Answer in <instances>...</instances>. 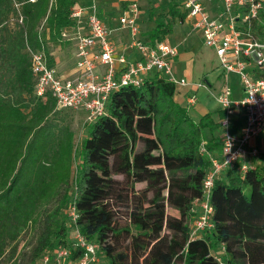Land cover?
<instances>
[{
    "label": "trees",
    "instance_id": "16d2710c",
    "mask_svg": "<svg viewBox=\"0 0 264 264\" xmlns=\"http://www.w3.org/2000/svg\"><path fill=\"white\" fill-rule=\"evenodd\" d=\"M75 8L76 0H0V260L12 244L8 264H38L46 251L71 246L66 211L75 203L82 234L100 245L109 264H219L213 253L227 264H264V155L244 173L235 165L217 177L214 228L189 239L191 205L210 168L200 146L215 155L222 150L224 112L194 121L175 100L176 86L158 74L113 93L75 164L74 133L57 122L55 99L36 95L27 51L44 48L49 56L45 43L75 26ZM13 12L20 24L9 29ZM169 15L185 19L172 2ZM172 30L169 21L161 23L151 37L162 41ZM118 196L133 205L129 226L112 212ZM42 219L26 263L15 243Z\"/></svg>",
    "mask_w": 264,
    "mask_h": 264
},
{
    "label": "built area",
    "instance_id": "2783aa9c",
    "mask_svg": "<svg viewBox=\"0 0 264 264\" xmlns=\"http://www.w3.org/2000/svg\"><path fill=\"white\" fill-rule=\"evenodd\" d=\"M214 1L219 2V7L216 14L211 15L204 4ZM176 2L186 21L201 33L203 43L214 51L223 72L237 75L244 90L243 97L235 99L226 84L215 96L224 112L222 151L218 157L204 142L200 146V153L209 159L210 168L203 179L201 195L193 200L190 209L189 239L194 240L214 228L211 196L217 177L235 165L244 173L254 166L253 158L264 155V149L254 144L256 138L264 134V0ZM139 16L137 0L127 1L119 25L127 30L129 39L118 47L111 40L114 30L101 17L96 0L75 8L71 13L75 26L62 32L63 39L72 40L74 45L75 66L71 72L60 74L51 66L44 48L27 47L36 95L43 98L51 95L58 110L84 112L86 121L92 124L108 114L114 92L128 86L139 88L153 73L176 88H189L187 103L189 108L194 107L198 101L197 91L206 85L176 77L173 62L179 55V47L166 42L143 41ZM259 26L263 27L262 32L258 31ZM128 51L138 54V59L129 61ZM239 111L244 123L238 133H233L232 118ZM66 214L71 224V246L46 251L40 264H97L100 245L82 234L75 203L70 204ZM76 251L79 254L73 259ZM213 254L219 264H227L222 254Z\"/></svg>",
    "mask_w": 264,
    "mask_h": 264
},
{
    "label": "rangeland",
    "instance_id": "374dc122",
    "mask_svg": "<svg viewBox=\"0 0 264 264\" xmlns=\"http://www.w3.org/2000/svg\"><path fill=\"white\" fill-rule=\"evenodd\" d=\"M159 1V2H157ZM167 1L170 0H156V4L153 8L152 0H142V20L141 27L144 31V35L150 37V30L157 25V23H166L167 20L172 24L173 30L171 34H168L164 37V40L169 42L170 44H175L180 47V52L182 56H188L185 60H182L185 64L179 65L178 70L174 68L175 75L177 78H185L189 82L200 81L208 86V82L217 79L218 83H216L215 90H210L211 94L208 92L206 88H201L198 92V101L195 107L189 108L187 101L184 99V94L189 90L187 88H180L181 92L178 94L182 101V106L185 108H189L190 111L192 108H196V106H210L214 102L212 97L217 96V91L224 85L226 79L229 80L228 75H225L224 78H221V68L219 64V59L215 55L214 51L211 48H208L203 41L200 39V36L197 35V32L193 33V26L189 23H183L180 19H170L169 13L167 9ZM100 9L101 17L104 18L109 24L113 27L116 26V23H119L117 20L121 14L122 7L126 6L127 3L121 0H109V1H97ZM19 16L17 12H13L10 14L7 19V26L9 29H14L20 24ZM3 33L0 32V43L3 39ZM63 38V36H62ZM48 40V39H47ZM46 47L51 54L52 52H56L58 58V67L57 71L61 74L68 67L72 66L75 63L74 58V47L72 40H60V41H47ZM180 53V54H181ZM54 58V57H53ZM55 62V61H54ZM185 71H184V70ZM190 72V73H189ZM203 74V75H202ZM228 77V78H227ZM198 78H201L198 80ZM220 78V79H219ZM235 80V79H234ZM215 93V94H214ZM213 95V96H212ZM214 98V97H213ZM211 100V101H210ZM214 105V104H213ZM219 106V104H218ZM199 109H195L194 114L199 113ZM193 113V111H192ZM56 120L59 124L69 126L70 130L74 133V141H75V164L78 165L80 163V159L78 156L79 149L85 140V138L89 135L90 124L86 121V115L84 112L75 111V110H61L56 114ZM114 178L118 180H123V177L120 175H115ZM75 174L72 181V186H76L75 183ZM140 188V185L137 186ZM249 188L246 187V192L249 193ZM112 212L116 215L117 221L121 226H129V214L132 210L133 205L128 202L125 197H116L111 201ZM56 202L47 206L44 210H53L56 206ZM43 227V219L37 225H32L15 243L17 246V255L18 258H24V261L28 263L31 259L33 250L37 244L38 237L42 231ZM168 232V231H167ZM14 244L10 245L4 254V256L0 260V264H8L10 251L12 250ZM40 264V260L39 263ZM97 264H109L106 258L102 255L99 256V261Z\"/></svg>",
    "mask_w": 264,
    "mask_h": 264
},
{
    "label": "crops",
    "instance_id": "0c3cea01",
    "mask_svg": "<svg viewBox=\"0 0 264 264\" xmlns=\"http://www.w3.org/2000/svg\"><path fill=\"white\" fill-rule=\"evenodd\" d=\"M93 1H94V0H76V7H79V6H88V5L91 4ZM96 1H103V2H105V1H109V0H96ZM121 1H124L125 3H127V1L129 2L130 0H121ZM131 1H132V0H131ZM141 1H142V0H137L138 5H139V8H140L139 26H140V35H141L142 40L145 41V42H147V43H150V44H155V43H158V42H166V43H169V42L165 41L164 39H163L162 41H159V40H157V39L151 37V32L157 27L158 24H161V23H157V25L154 26V27L150 30V37H147V36L144 35V31H143V29H142V27H141V24H140V23H141V20H142V16H141V13H142ZM152 2H153V6H152V8H153V7L156 5V4H154V2L156 3V0H152ZM157 2H159V1H157ZM171 2H172V3H175V4H176V7L179 9V5H178V3L176 2V0H170L169 2L167 1V9H168V11L166 12L167 14L169 13V4H170ZM204 5H205V7L208 9V11L211 13V15H215L216 12L218 11L219 2H217V1H214L213 3L205 2ZM124 8H125V6L122 7L120 16L123 14V12H124ZM180 12H181V11H180ZM182 14H184V13H182ZM120 16H119V18H120ZM119 18H118L117 20H119ZM176 19H177V18H176ZM178 19H179V18H178ZM103 20H104V21H105V22H106V23H107V24H108V25L114 30V32H113V34H112V36H111V40H112L114 43H116V44L118 45V47L121 46L123 43H126V42L128 41V39H129V34H128L127 30H123V29H121L119 23H116V26L113 27V26H112L111 24H109L104 18H103ZM180 20H181V19H180ZM167 22H168V20H167ZM167 22H166V23H167ZM181 22H183V23H188V24H189V22H187L186 19H184V21L181 20ZM166 23H165V24H166ZM194 32H197V35H199V36H200V39L203 41L201 33L193 28V33H194ZM166 36H167V35H166ZM166 36H165V37H166ZM173 45H175V44H173ZM73 47H74V45H73ZM178 47H179V46H178ZM180 51H181V50H180V47H179V55H178V57H177V58L174 60V62H173V65H174L175 70H176V69L178 70L179 65H181V64H185L182 60H185L186 57H188V56H182V53H181ZM180 53H181V54H180ZM53 57H54V58H53ZM138 57H139V55L136 54L135 52H131V51H128V52H127V58H128V60L131 61V62H132V61H135L136 59H138ZM50 58H51V61L53 60V66H54L55 68H57V67H58V58H57V54H56V52H52L51 54H49V60H50ZM54 61H55V62H54ZM74 66H75V63H74L72 66L68 67L66 70H64L63 73H61V74H64V75H65V74L71 72L72 69L74 68ZM183 70H184V69H183ZM220 70L222 71L220 77H221V78H224L225 75H228L229 80L226 79L225 82H224V85H223V86H222V83H221V88H220V90L217 91V92H215V93H217V95H218V94L221 92V90L224 88V86H225L226 84H228V85L231 87L232 91H233V97H234L235 99H239V98L243 97V95H244V90H243V88H242V86H241V84H240V79H239V77H238L237 75H235V74H225V73L223 72L222 69H220ZM184 71H185V70H184ZM189 73H190V72H189ZM153 75H155V74L151 73V74L149 75V77H151V76H153ZM202 75H203V74H202ZM228 77H227V78H228ZM200 79H201V78H198V80H200ZM219 79H220V78H219ZM234 79H235V80H234ZM217 81H218V78H217V79L214 78V80L208 82V86H209V87H207V85H206V89L208 90V88H210L212 91L215 90L216 83H218ZM193 82H194V81H193ZM196 82H200V81H196ZM187 89H189V88H187ZM199 90H200V89H199ZM199 90H198V91H199ZM198 91H197V92H198ZM180 92H181V89H180V88H176L175 100H176L180 105H183V104H182V101H181V99H180V97L178 96V94H179ZM208 92L211 94L210 90H208ZM213 92H214V91H213ZM188 93H189V90L184 94V99H185V101H187V98H186V97H187V94H188ZM215 93H214V94H215ZM212 96H213V95H212ZM213 97H214V98H213ZM213 97H212V99H211V100L214 101V102L212 103V105H210V106H200V105H201V104H200V105L196 106V108L200 110V112L197 113V114H194V111H195L196 108H192L190 111L187 110V108H186V110L188 111V114L190 115V117H191L194 121L198 122V121L201 119V117H203V116L206 115L207 113L215 112L216 110H220V111H222V109L220 108V106H218V103H217V101H216V99H215V95H214ZM211 100H210V101H211ZM213 104H214V105H213ZM183 107H184V106H183ZM194 107H195V106H194ZM184 108H185V107H184ZM192 111H193V113H192ZM221 120H222V119H221ZM221 120H220V124H221ZM243 123H244V119H243V116H242V112L239 111V112H238L235 116H233V118H232V126H231V130H232V132H233V133H238V132L240 131V129H241ZM221 132H223L222 129H221ZM221 143H222V134H221ZM254 144L257 145L261 150H263V149H264V134H262L260 137L256 138ZM221 147H222V144H221ZM221 151H222V150H220L219 154H217L216 156L220 157V156H221ZM252 161L255 162V163H259V162H261V159H260V158H253Z\"/></svg>",
    "mask_w": 264,
    "mask_h": 264
},
{
    "label": "clouds",
    "instance_id": "9594fccd",
    "mask_svg": "<svg viewBox=\"0 0 264 264\" xmlns=\"http://www.w3.org/2000/svg\"><path fill=\"white\" fill-rule=\"evenodd\" d=\"M226 162H227L228 164L230 163V161H227V160H226Z\"/></svg>",
    "mask_w": 264,
    "mask_h": 264
}]
</instances>
